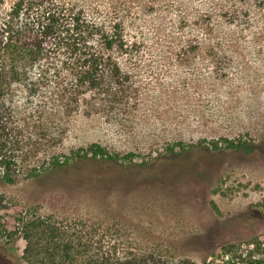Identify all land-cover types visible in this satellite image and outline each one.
<instances>
[{"label": "rangeland", "instance_id": "rangeland-1", "mask_svg": "<svg viewBox=\"0 0 264 264\" xmlns=\"http://www.w3.org/2000/svg\"><path fill=\"white\" fill-rule=\"evenodd\" d=\"M73 1L106 26L124 21L136 41L133 56L119 54L131 77L118 102L83 95L33 159L95 142L132 159L119 160L128 170L117 174V163H99L106 175L89 185L1 183L11 207L95 230L94 249L75 264L98 255L204 264L225 245L240 253L264 239V17L235 14L239 0ZM25 245L0 243V264H19Z\"/></svg>", "mask_w": 264, "mask_h": 264}, {"label": "trees", "instance_id": "trees-1", "mask_svg": "<svg viewBox=\"0 0 264 264\" xmlns=\"http://www.w3.org/2000/svg\"><path fill=\"white\" fill-rule=\"evenodd\" d=\"M239 2L230 5L235 14L244 8L243 12L254 10L264 17V0ZM135 46L136 41L126 36L123 20L106 26L73 0H14L10 4L0 0V184L29 178L36 187L57 182L89 185L106 175L99 163L132 159L133 152L121 157L98 142L70 154L48 151L42 163L33 158L44 140L57 137L58 119L63 121L75 105L85 103L82 96L88 91L119 101L117 96L131 77L120 55L133 56ZM226 140L228 147L235 146L233 140ZM117 164L114 174L128 170L124 162ZM144 174L148 175L142 172L137 177ZM22 207L15 203L13 209L6 193H0V243L16 247L19 239H25L19 264H75L79 254L88 255L94 249L95 230L88 225ZM247 243L250 248L240 253L234 251L236 244L225 245L217 259L204 264H264V239L255 237ZM154 259L157 264H193L187 259L163 263ZM85 264L116 263L110 256L98 255Z\"/></svg>", "mask_w": 264, "mask_h": 264}]
</instances>
